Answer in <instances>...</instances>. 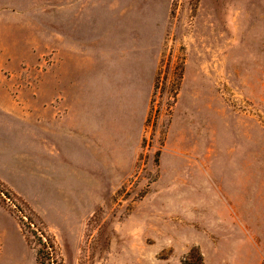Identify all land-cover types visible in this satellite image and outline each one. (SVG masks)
I'll list each match as a JSON object with an SVG mask.
<instances>
[{
    "label": "rangeland",
    "instance_id": "rangeland-1",
    "mask_svg": "<svg viewBox=\"0 0 264 264\" xmlns=\"http://www.w3.org/2000/svg\"><path fill=\"white\" fill-rule=\"evenodd\" d=\"M2 15L0 29L7 32ZM154 35L153 42L130 41L108 25L91 36L100 41L51 43L10 41L0 32V96L50 97L45 84L58 76L74 89L81 82L84 95L74 98H88L91 115L107 117L106 134L91 137L89 201L76 178L74 210L66 217H37L1 185L21 214L0 200L20 229L6 227L8 247L0 232V264H37V230L53 235L59 250L44 264H258L264 244L248 255L229 242L231 217L244 203L228 191L238 172L231 169L242 162L250 164L252 210L264 189V0H173L168 24ZM152 54L154 83L144 104ZM197 118L199 125L190 122ZM194 125L199 148L190 161L210 163L217 193L197 194L186 208L179 140Z\"/></svg>",
    "mask_w": 264,
    "mask_h": 264
},
{
    "label": "crops",
    "instance_id": "crops-1",
    "mask_svg": "<svg viewBox=\"0 0 264 264\" xmlns=\"http://www.w3.org/2000/svg\"><path fill=\"white\" fill-rule=\"evenodd\" d=\"M172 1L0 0V13L9 20L5 27L8 29L9 25V31L2 28L0 32H4L5 38L10 41L92 42L100 41L99 37H91L94 33L98 36L104 27L116 25L118 36L128 34L130 41L153 42L156 39L155 28L168 24ZM15 25L19 28V33L12 32ZM59 49L58 47L55 54L61 58ZM154 71L155 60L152 54L150 59L148 56L144 77V104L154 83ZM56 79L59 80L58 76ZM57 80L50 85L45 84L51 91L50 97L28 100L12 97L10 94L0 96V181L37 217L41 216L44 220L48 216L62 219L66 217L67 211L74 210L70 204L75 198L76 178L83 185V194L85 186L87 187L89 201L91 137L105 135L107 129L106 115L92 116L88 98H74L75 92L83 90L81 82L78 85L81 89L78 86L74 89L75 83L63 84ZM45 85L40 84V88ZM82 94L84 95L83 92ZM143 120L144 115L139 118L140 125L137 129ZM193 121L199 125L202 120L197 118L190 122ZM196 128L193 132L187 129L180 132L179 153L183 161L178 185L180 200L185 203L186 208L192 207L199 199L197 194L217 193L210 163L201 161L198 165L190 161L199 148V133ZM187 143L191 147L184 149ZM76 166L81 169L80 173H76ZM223 166L228 169V165ZM231 170L238 172L231 176L232 189L228 191V198L233 201L242 197L244 208L241 213L231 217L229 242L250 255L254 248L264 244L261 242L264 241V189H260L259 207L252 210L249 162L234 165ZM77 211L76 216L82 219V209ZM9 225L19 234L17 221L0 204V232L6 241V247L12 236L6 233ZM263 258L264 252L257 263L260 264Z\"/></svg>",
    "mask_w": 264,
    "mask_h": 264
},
{
    "label": "trees",
    "instance_id": "trees-1",
    "mask_svg": "<svg viewBox=\"0 0 264 264\" xmlns=\"http://www.w3.org/2000/svg\"><path fill=\"white\" fill-rule=\"evenodd\" d=\"M3 183L0 181V200H3L6 198L5 195H7L6 191H4L1 187ZM4 185V184H3ZM14 195V194H13ZM21 212V209H18ZM95 215V214H94ZM93 215V217H94ZM20 219L21 216H20ZM28 223V222H27ZM30 226V223H28ZM33 234L36 236L38 242H39V248L36 250V261L37 264H44L45 260H50L54 256L59 257V250L58 246L55 240V237L51 234H49L46 231L37 230L34 231ZM197 258L201 260L200 255L197 253ZM190 264V263H188Z\"/></svg>",
    "mask_w": 264,
    "mask_h": 264
},
{
    "label": "built area",
    "instance_id": "built-area-1",
    "mask_svg": "<svg viewBox=\"0 0 264 264\" xmlns=\"http://www.w3.org/2000/svg\"><path fill=\"white\" fill-rule=\"evenodd\" d=\"M6 201H9L10 204L12 205L13 208H16L15 204L13 202H11V200L9 199V197L6 198ZM17 209V208H16ZM18 210V209H17ZM18 212L21 214V212L18 210ZM22 219L26 220V216L25 215H20Z\"/></svg>",
    "mask_w": 264,
    "mask_h": 264
}]
</instances>
